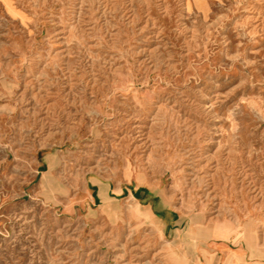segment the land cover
Listing matches in <instances>:
<instances>
[{
  "label": "rangeland",
  "instance_id": "1",
  "mask_svg": "<svg viewBox=\"0 0 264 264\" xmlns=\"http://www.w3.org/2000/svg\"><path fill=\"white\" fill-rule=\"evenodd\" d=\"M0 264H264V0H0Z\"/></svg>",
  "mask_w": 264,
  "mask_h": 264
},
{
  "label": "crops",
  "instance_id": "2",
  "mask_svg": "<svg viewBox=\"0 0 264 264\" xmlns=\"http://www.w3.org/2000/svg\"><path fill=\"white\" fill-rule=\"evenodd\" d=\"M176 226H180L181 225V221H180V218H176L175 220V223H174Z\"/></svg>",
  "mask_w": 264,
  "mask_h": 264
}]
</instances>
